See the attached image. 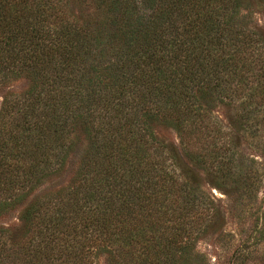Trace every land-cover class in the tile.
<instances>
[{
    "label": "trees",
    "instance_id": "obj_1",
    "mask_svg": "<svg viewBox=\"0 0 264 264\" xmlns=\"http://www.w3.org/2000/svg\"><path fill=\"white\" fill-rule=\"evenodd\" d=\"M243 9L245 0H0V91L27 82L1 96L0 264H184L214 210L194 170L214 181L233 168L213 109L264 127V36ZM157 124L178 134L188 166ZM77 134L74 177L42 191Z\"/></svg>",
    "mask_w": 264,
    "mask_h": 264
},
{
    "label": "rangeland",
    "instance_id": "obj_2",
    "mask_svg": "<svg viewBox=\"0 0 264 264\" xmlns=\"http://www.w3.org/2000/svg\"><path fill=\"white\" fill-rule=\"evenodd\" d=\"M245 4L248 9H243L242 14L247 16L249 27L264 36V0H245ZM26 86L25 80L10 83L0 91V105L4 91L20 93ZM235 114L234 108L224 105L217 104L213 109L214 117L226 127L223 131L225 141L234 148L233 168L230 174L212 178L214 181L202 171L194 170L200 178L203 193L212 195L214 210L184 264H264V234H260L264 225V127L250 123L249 127L240 128L235 123ZM154 133L176 160L189 165L175 130L157 124ZM76 138L79 142L75 153L69 156L64 172L47 180L40 187L42 191L57 189L74 177L77 157L84 147L83 137L77 134ZM97 264L105 262L99 259Z\"/></svg>",
    "mask_w": 264,
    "mask_h": 264
}]
</instances>
